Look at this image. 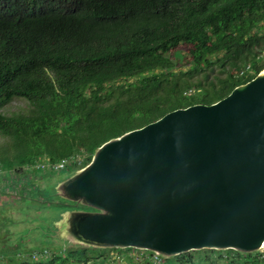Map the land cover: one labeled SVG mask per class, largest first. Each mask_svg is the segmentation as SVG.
<instances>
[{"label": "trees", "instance_id": "1", "mask_svg": "<svg viewBox=\"0 0 264 264\" xmlns=\"http://www.w3.org/2000/svg\"><path fill=\"white\" fill-rule=\"evenodd\" d=\"M263 68L264 0H0V163L25 175L81 153L83 163L65 169L74 172L108 140L176 109L211 105ZM18 100L16 112H4ZM154 255L69 246L44 262L1 257L264 264L259 252L199 250L157 263Z\"/></svg>", "mask_w": 264, "mask_h": 264}, {"label": "water", "instance_id": "2", "mask_svg": "<svg viewBox=\"0 0 264 264\" xmlns=\"http://www.w3.org/2000/svg\"><path fill=\"white\" fill-rule=\"evenodd\" d=\"M70 246L163 258L264 244V68L211 104L171 111L96 148L55 184Z\"/></svg>", "mask_w": 264, "mask_h": 264}, {"label": "rangeland", "instance_id": "3", "mask_svg": "<svg viewBox=\"0 0 264 264\" xmlns=\"http://www.w3.org/2000/svg\"><path fill=\"white\" fill-rule=\"evenodd\" d=\"M19 105L22 102L15 101L4 112H16ZM4 142L0 138V145ZM5 170L0 163V254L5 259L32 262L35 258L31 254L45 250L46 257L36 259L48 261L60 247L66 249L70 246L53 235L49 236L48 230L64 211L83 209L55 195L56 182L66 178L72 170L37 171L34 168L26 170L25 175ZM258 252L264 257V245ZM108 256L112 260L116 258L114 254Z\"/></svg>", "mask_w": 264, "mask_h": 264}, {"label": "built area", "instance_id": "4", "mask_svg": "<svg viewBox=\"0 0 264 264\" xmlns=\"http://www.w3.org/2000/svg\"><path fill=\"white\" fill-rule=\"evenodd\" d=\"M245 71H249V66L246 67ZM245 71L241 72L240 74L244 73ZM83 156L81 153H76L74 154L71 158L69 159H62L54 164L51 163H45V162H40L35 166L36 170H43V171H64L67 167H71L72 165H81L83 163ZM47 252L44 250L43 252L41 251L40 253L32 254V258H37V257H46ZM153 260L155 262H158V255H154ZM0 264H6L4 260L2 259L0 255Z\"/></svg>", "mask_w": 264, "mask_h": 264}, {"label": "flooded vegetation", "instance_id": "5", "mask_svg": "<svg viewBox=\"0 0 264 264\" xmlns=\"http://www.w3.org/2000/svg\"><path fill=\"white\" fill-rule=\"evenodd\" d=\"M49 231L53 233V230L49 229ZM50 232H48V233H49V236H52L53 234L50 233ZM49 236H48V237H49Z\"/></svg>", "mask_w": 264, "mask_h": 264}, {"label": "bare ground", "instance_id": "6", "mask_svg": "<svg viewBox=\"0 0 264 264\" xmlns=\"http://www.w3.org/2000/svg\"><path fill=\"white\" fill-rule=\"evenodd\" d=\"M246 74V73H245ZM264 245V244H263Z\"/></svg>", "mask_w": 264, "mask_h": 264}]
</instances>
